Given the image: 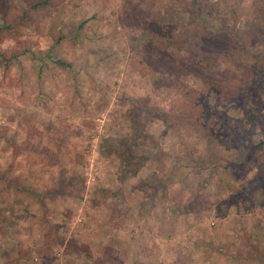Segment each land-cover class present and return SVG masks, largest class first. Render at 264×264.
<instances>
[{"label": "rangeland", "instance_id": "obj_1", "mask_svg": "<svg viewBox=\"0 0 264 264\" xmlns=\"http://www.w3.org/2000/svg\"><path fill=\"white\" fill-rule=\"evenodd\" d=\"M197 1L0 0V264H264V0Z\"/></svg>", "mask_w": 264, "mask_h": 264}, {"label": "trees", "instance_id": "obj_2", "mask_svg": "<svg viewBox=\"0 0 264 264\" xmlns=\"http://www.w3.org/2000/svg\"><path fill=\"white\" fill-rule=\"evenodd\" d=\"M42 1L44 3L47 2V0ZM192 3L200 7L197 0H192ZM238 46L242 47L241 42H238ZM195 60L198 61L197 59ZM57 62L60 64L62 63L61 61ZM205 64L209 69L207 79L211 80L210 83L214 90L219 91V88L223 90H232L234 92L240 90L238 86L229 85L224 74L217 70L210 69L207 61ZM260 71L262 72V80H264V69L261 68ZM187 97L188 99H186ZM193 99L194 98H189V94L186 90L183 92L180 91L178 97L172 100L167 108L159 109L157 111L158 119L170 126L184 127L191 132L202 133L205 136L206 141H210L217 135L218 127L214 121L209 119L210 115H213L206 104L202 102V94L195 92V100ZM218 119L221 120V117H218ZM254 124V114L249 110L242 119L238 122H234L229 128L230 136L233 140L237 141L240 135L247 134L248 132V130L244 129V125L252 126ZM257 143L264 145V139Z\"/></svg>", "mask_w": 264, "mask_h": 264}, {"label": "crops", "instance_id": "obj_3", "mask_svg": "<svg viewBox=\"0 0 264 264\" xmlns=\"http://www.w3.org/2000/svg\"><path fill=\"white\" fill-rule=\"evenodd\" d=\"M238 202L235 204V206H237ZM233 206V205H232Z\"/></svg>", "mask_w": 264, "mask_h": 264}]
</instances>
